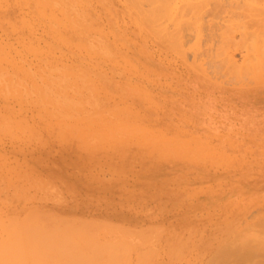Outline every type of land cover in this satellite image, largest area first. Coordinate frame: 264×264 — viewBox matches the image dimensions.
Here are the masks:
<instances>
[{
	"label": "rangeland",
	"instance_id": "obj_1",
	"mask_svg": "<svg viewBox=\"0 0 264 264\" xmlns=\"http://www.w3.org/2000/svg\"><path fill=\"white\" fill-rule=\"evenodd\" d=\"M125 1L0 0V229L71 221L102 247L130 243L127 264H189L200 240L205 260L230 226L263 241L264 1L249 18L263 28L239 20L244 43L262 30L239 74L222 62L249 53L241 29L226 49L218 30L238 23L233 0L204 13L217 26L200 45L183 25L174 49L139 33Z\"/></svg>",
	"mask_w": 264,
	"mask_h": 264
},
{
	"label": "bare ground",
	"instance_id": "obj_2",
	"mask_svg": "<svg viewBox=\"0 0 264 264\" xmlns=\"http://www.w3.org/2000/svg\"><path fill=\"white\" fill-rule=\"evenodd\" d=\"M233 1L237 3L236 10L237 9L239 10V11L237 10L238 11L236 12L237 14L235 13L236 14L235 16H237L236 19L238 20V23L235 24L234 22L232 24V22H229L231 23V25L226 26L227 28L226 31H224L222 27L218 28V30H221L220 37H221V40L223 41L222 46L226 42L231 41V43H226L224 45V48L226 49L228 47L227 44H229V48H230V44L234 45L233 43L234 38H235L234 32L236 31L237 28L241 29V32L239 33L241 38L239 42H237V44H240L241 47L243 45L244 46L247 45L246 48L248 47L247 49L249 50L248 51L249 53H247L246 55L245 53L247 52V49L246 48L243 49L245 50L243 53L245 54V56L244 58H242L243 62H240L241 64H238L237 61H235L234 63L232 55H229L227 54L228 52L227 53L225 52L226 55L224 54L225 56L222 62L227 65L228 71L231 74H233V72H236L239 74L242 69L248 70L247 72H249L250 69H248V65L251 66L255 62L254 52H256L257 50L258 51L260 50V46H258V44H260V34H257V33H260V31L262 30L256 33L252 32L251 34H253L252 36L253 38L251 37L252 41L250 38L249 40L250 42L249 41L246 42L247 40L246 39L244 43L243 37L247 33L246 36L249 35L248 36V39H249L250 34H248V30L251 28L252 24H256L255 23L256 21L259 20L258 26H261L260 23L262 22H260V17L259 19H256L258 16H260V13L256 14L258 15L257 17L255 16V14H252V13L254 11H258V10H255V8L259 6L261 7V5L263 6V4L259 2H263L264 0L262 1L257 0L258 3L261 5H259L256 0H233ZM126 2L128 3L129 6H131V8L135 12L134 17L131 19H132L133 24L134 25L136 24V27L139 33L141 32L142 28H143L144 34L147 31L148 32L150 31L154 35L157 36V41L158 43L160 42L159 45L162 44L163 46L164 44H167L170 48H173V49L176 48L181 43V40L183 38V35H182L183 25L186 26L187 28H190L193 25L190 28V30L192 28L196 29L195 30L196 33H194V37H195L194 39H196L198 43V39H201L200 36H202L200 32L202 28L204 29L202 25L206 24L205 26L206 30L207 31L210 30L211 32L215 30V27L217 26V24L215 23L216 26L213 28L215 24L212 21L211 23H213L214 25L210 24L209 19H207V22L205 23L206 21L205 19L210 16V18H213V19L218 18L217 20H219L220 18L218 14L221 13L219 11L220 10L222 11L224 9V7L223 9L218 8V4H219L218 0H126L125 3ZM255 2L258 5H255L256 4ZM204 8H207L205 9L206 12H204ZM263 12L262 14L264 15ZM204 13L206 14L208 13V15H206V18L204 17L205 15ZM251 15L252 16L254 15L256 17L255 18L256 21L254 23H252L253 20L251 22L249 21L250 17L252 19ZM203 17L205 19H203ZM230 17H232V15ZM232 18H234V16ZM246 18L248 19L249 23H252L251 25L248 24L246 26V24L248 23V22L246 23L247 21ZM222 19H223L222 20L223 22H226L224 18ZM203 20H205L204 23H203ZM227 20L229 21V19ZM239 20L240 22L245 21L246 24L240 23ZM56 21H58V19H56ZM249 25L250 27L248 29ZM262 26L261 28H263ZM254 28L255 27H253L252 29ZM256 28L258 29V27ZM224 29H225V25H224ZM252 29L251 31H255V29L254 30ZM259 52H261V50ZM236 63L238 65H236ZM247 72L245 71V73ZM59 222H60L59 224L54 225L55 223L52 221L51 218H39V219H36L34 222L28 221L26 227H24V224H23L22 228H17L14 225V229L12 230L4 231L3 229H0V264H75L76 262L78 264H116V263L117 264H127L125 263V261L127 260L126 255L128 253L130 254L132 247L130 243L128 244V242H126V240L123 242L122 240L121 241L118 240L116 241L117 244L113 243L114 241H111V244H109L106 247H102L99 244L98 240L96 238H90L87 232L83 234L78 233L76 229L74 228V226L72 225L73 222L66 221V220H60ZM14 223H15L14 219L8 221V224L10 227ZM258 223L260 224L259 220H258ZM188 228L189 227H186V231ZM236 228L233 229L230 226L231 230L228 229L230 231L228 232V234L230 233V236H228L227 239L224 236L225 234H221V237H219V233L211 237L207 236L208 237V239L206 240L208 241L207 248L206 246L204 248L206 250V252L204 253L206 254L205 260L200 258V255H201L200 251H201V248L203 247L202 246L203 241L200 240L198 242L199 248L197 249L199 250L195 252L193 251L194 253L199 252L198 254L199 256L197 257V259L196 258L193 259L197 254L193 253L195 256L194 257L191 256L192 249H188V250H191L190 255H188V257L191 256L192 257L191 260L193 261L192 263L191 260H189V258L186 257L189 260V264H264V240L260 241L259 235L255 237L248 236L251 234L247 235V233H245V231L243 230L239 232L238 228L237 230ZM64 230L67 232V235L64 233ZM200 230H203V229H200ZM183 231H185V229ZM196 233L195 235H197ZM202 234H205V233L202 232ZM152 235H154V237L157 236V234L155 233V230L150 231L149 240H152L151 238ZM177 235L179 236V234ZM195 235L192 236L193 244L190 245L191 247H194L193 250H196L195 242H196V238L198 237V236L195 237ZM23 236H27V238H22ZM112 236L113 237L111 238V240H114V238H116L115 231H112ZM179 237L181 239V235ZM182 237L184 236L182 235ZM120 238H121V235H120ZM83 240H86V242L83 243L82 242ZM176 240L178 241L179 239H176ZM190 240H191V237L189 241ZM221 240L223 241V244L221 242V244L219 245ZM177 241L175 244L178 243ZM192 241H190L189 243H191ZM213 242L216 243L215 246H213ZM181 243L182 245H184V242L181 241ZM154 246L155 245H153L152 247ZM177 246L178 245H176V247ZM149 248L151 249V247ZM170 252L173 253L175 251H173V249H170ZM150 253L153 256L152 251H150ZM175 254L176 256L178 255L177 252H175ZM187 254L185 253V255ZM182 258L186 259L185 256L184 257L182 256ZM152 259L153 258H151V260ZM182 260L181 261L177 260V261L181 263ZM194 260H196L195 263H194ZM152 262L155 263V260L154 261L152 260Z\"/></svg>",
	"mask_w": 264,
	"mask_h": 264
}]
</instances>
